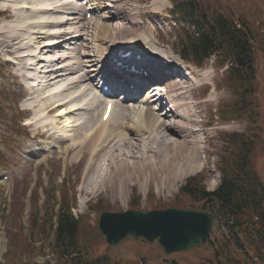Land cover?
Listing matches in <instances>:
<instances>
[{
    "label": "rangeland",
    "instance_id": "rangeland-1",
    "mask_svg": "<svg viewBox=\"0 0 264 264\" xmlns=\"http://www.w3.org/2000/svg\"><path fill=\"white\" fill-rule=\"evenodd\" d=\"M51 1L54 0H43L44 3H41L40 5H43L44 7L48 6V4ZM122 1L125 2L126 0H122ZM197 1L201 4L202 9L207 14H211L214 13L215 11L220 10L232 18H237V17L246 18L249 22L253 23L254 26H256L257 32H259L260 35L262 34L264 39V0H197ZM103 3L108 4V6H105V8L102 7V9L104 10L103 14H107L106 16L108 19L106 20V22L107 23L109 22L111 24L114 21V18L111 17L109 19V15L115 16L117 15V13H119L117 10L118 9L117 4L112 2L111 0H103ZM170 4H171V0H127V3L126 5L124 4V7L127 10V18L129 19V23L128 22L126 23H128V27H130V30L134 33H137L139 37L136 38L133 35H128L124 38L120 37L116 40H113V37L112 38L109 37L108 43L102 46L104 49L106 48L105 52L108 53L113 49L120 47V45L121 46L124 45L123 43L140 45L144 41L149 40V45L151 46V48H153V50L160 51L161 53H164L167 56L169 55L171 59L179 63V58L171 47V45L174 42V39L171 38V35L168 33L170 27L173 24L172 23L173 19H170L171 17H169V14L167 12V8L170 6ZM152 10L162 11V12L159 14L151 15L150 11ZM11 11H14L12 6L9 9V12H7V15H5L6 18L5 17L3 18L2 16V21L5 22L12 21L14 24L23 25L21 27H25L27 29L26 36H28L29 40L31 39L32 42H39V40H41L40 43H42V45H45L47 43L46 40L48 37L45 40L43 39L45 37L44 35L38 33L36 34V32L39 31L48 34V32L50 31L48 28L46 30L43 29V27L28 28L25 25L26 23H35V21L39 20V18H42V16L46 17L47 16L46 13L43 14L41 13L39 15H33L29 13L25 15V13L23 14L21 12V17L25 18L24 20L26 21L22 20V22L19 24L20 20L16 19L15 16L12 17L10 14ZM115 11H117L116 14ZM96 13L93 12V16L91 20L93 22L94 21L101 22L102 20V18L100 17L102 15L100 14L101 12L97 14ZM124 14L126 13H119L120 16ZM137 16L142 17L140 21L143 20L145 21V19L147 21H150L156 26V28L149 27L151 26L150 22H148L149 26L143 24L142 26L143 28H140V26L139 28L131 27L132 25L138 26L137 25L138 23L136 22L135 19L137 18ZM62 18H64V16ZM160 21L161 24L162 25L165 24L168 27V29L163 28L162 31L158 29L157 24L155 22L158 23ZM80 24L81 22L77 23L76 25H72V27L79 26ZM12 27L13 25L10 24V29H12ZM47 27H49L51 30L57 29L56 27H51V26H47ZM151 28H155V31L157 30V33L156 32L153 33V31H151ZM88 34L89 35H86L87 36L86 38L88 39V42H86V44L89 45L91 41L90 45L93 46L92 44L95 43V41H93L92 38L95 35V30L94 29L91 30V34L90 32ZM23 35L25 34H22L21 36ZM112 40L115 41L116 43H113ZM75 42H77L78 44L85 43L84 39L77 40ZM37 44L38 43H36V45ZM49 51L51 50L48 49L47 47L39 50L38 57H44L45 59H47L48 56L52 54V53L50 54ZM53 51L56 52V50ZM62 51L63 48L57 49V53L59 54L63 53ZM5 53L1 50L0 47V110H2V115L0 116V175L2 173L12 175L13 180L0 182V264H11L10 258H12L14 263L16 262L15 264H57L55 257L49 252L48 247H44V251L42 252L40 250L41 248H43L44 244H48L49 236L46 234H38V232L34 233L35 230H37L38 226L36 225V227H33L35 225L31 222L35 219L36 224H38L41 221L42 217H49L50 214H53L54 211H56L58 198H59V190L62 189L68 190V195L72 202L70 209L73 215L76 216L82 211H86L89 215L88 223L93 225L94 223H96L99 211L101 212L100 209L102 207H104L102 211L103 210L120 211L126 209L129 206V201L132 194L139 196L138 205L140 206L141 209L146 210L150 208H159V207H165L171 205V203L174 202L171 201L175 198L177 194V189L179 185L183 182V180L188 175L194 174L201 169H203L201 176L205 181L204 184L206 185V187L208 189L214 188L218 181V175H219L218 172L215 171V169L217 168L216 160L219 159V156L225 153L223 150L220 149L222 145L221 143L222 133L228 131L229 132L242 131L246 128V126L247 128L249 127V123L247 120L244 121L245 123H243V121H238V120L226 122V121H222L218 117L217 113H215V109H214L215 103L218 101V99L219 100L222 99L223 97L227 96L229 93H226L225 91L217 90V94L215 96L212 95V97H209L207 95L208 86L216 82V80L221 77L218 73L214 72L209 77L210 79L206 82L207 87L204 88L195 87L191 83H188V81L186 82L184 81V83H182L183 87L181 88L182 94L177 96L178 98L177 102L179 103V105H177L178 107L182 109H184L186 106L191 108L189 112L190 114H188L187 117L190 118L189 120L191 121L189 122V124H187L186 121L182 123L180 121V118L178 119V117L175 118V121L179 125L180 124L181 125L183 124L185 126L190 125L192 130L191 129L182 130L177 128H175L176 130H174L171 128L172 130L167 129L168 130L167 131L165 129L166 131L162 132V135L166 137V139L163 136H159L160 134H156V136L154 134L155 137H153L152 141H147L145 139V136L143 141V144H146L147 148L149 146L148 150H146V154H147L146 156H149L150 158L158 157L156 155L154 156V153L162 152L164 155L165 151L166 153L167 152L169 153L172 150L180 152V154L184 152H192L193 154L194 153L196 154L197 150L194 149L197 148L199 150H198V154H196L197 155L196 162H198V165H196V167L194 166L191 169H186L184 166L179 167V164L182 165V163H178L180 162L181 157L171 158L165 154L164 157L166 156L165 158H167V161L168 160L171 161L174 168L172 167V168L164 169L163 171L162 170L160 171L159 169H157L156 171L152 170L149 173L148 181L147 179H145V176L143 174V176L139 178L135 177L131 181H128L126 184L123 185L125 186V188H121V189H118L120 187L119 186L120 184L119 181H116L118 187H116V189L114 190V189H110L109 185H111V183H109L106 179L105 182H103L102 180L103 178L100 177V179H98L99 177H97L95 181L94 178L95 176L93 174L94 167L91 168L88 172H83V165L85 170V164H83V162L87 160L88 158L87 154L84 155L83 153L84 158L82 157V159L79 162L76 161L77 160L76 158H74V154H73L74 152H73L72 155H69L71 161H70L68 173H66V178L61 180L62 176L60 175V170L61 168H63V161L61 160L62 153H60L59 150H57L56 148L58 146V143H56L52 139H51L52 141L46 140L44 136L43 138L37 136L39 132L38 126L40 125L41 127L43 125V122H41L39 118L45 117L42 107L48 105L51 101L54 100L59 99V101H69V99L71 98L75 99V97H77V99L72 101L74 104L71 102V105H69V107L70 106L72 107L71 109L73 112L70 114V116L69 114H67L69 117H71L70 121H74L72 124L73 125L76 124L77 126L79 124L78 119L79 117H81V115H82V119L85 118L87 121L90 120V116L87 115L90 114V112L87 113L86 111H83V109L78 111L74 110V107L77 106L76 104H78V102H80L81 99L86 96L87 90H84L82 88L83 87L82 84H77L74 86H70L68 88L65 87L64 84L66 85L68 80L76 78L75 74H71L68 76L59 77L58 79H56V81L54 80L55 82L54 81L53 82L56 84L52 82L53 85L49 84L46 86H41V88L38 86L37 90H35V92L32 95L33 100L26 101L27 99L26 97L31 95L30 93L25 92L26 90L24 88L22 89L20 87L19 81L16 80V77L11 76L9 68L5 66L4 64L5 61L2 59L7 54ZM66 54L68 55V52ZM73 54L74 53L72 52L71 55ZM53 56L54 54H52V57ZM44 58H42L41 60L44 61ZM256 61H257V67H256V82H255V99H254V107L256 113L255 122L257 123V126H260L262 131L261 129H259V131L257 132V128L253 127L254 134L261 133V136L259 135L260 138H258V140L255 143V147H254L255 150H253L252 153V157H253L252 163L254 165V169L258 177L260 178V180L264 185V53H262L261 49L257 52ZM40 65L43 66L44 63L40 62ZM205 70L206 68L203 70V72ZM192 73H196V70L194 68H192ZM41 75L42 74L39 71H37L35 74V76L39 77L40 79H41ZM199 81L200 84L204 83L203 80H199ZM176 86L178 85L175 82L174 87ZM183 91L185 92L183 93ZM39 98L42 99L39 100ZM34 99L35 100L37 99L38 101H35ZM30 104L36 105L35 108L30 110L31 113H26L19 109V107L24 108L29 106ZM55 113L56 112H53L51 114L49 113L50 115L47 114L48 119L47 120L45 119L46 121H49L48 122L50 123L49 125L52 124L51 128L53 127H57V129L60 128L59 130L60 131L61 129L64 130L65 134L68 135L69 137L73 136L74 127L70 125L63 126L65 124L64 123L65 117L64 118L63 116L55 117L54 116ZM92 113L93 114H91V116L93 117L94 120L97 113L96 114H94V112ZM79 114L81 115L79 116ZM117 114L119 116L116 114L114 116V120L116 121V123L119 120H121L120 113ZM24 117L27 118L29 117V120H31L32 123L31 124L28 123V120H25ZM34 117L38 119H34ZM53 117L54 119H52ZM165 120L169 122V119H165ZM181 131L186 133L188 136V139L185 141V143L183 142L184 144L175 145L169 142L172 137H175L174 135H176ZM27 134L28 135L36 134L37 137L35 143H37V145H35V147L36 148L40 147V151H39L40 153L38 154L42 155L43 153H49L52 151L51 152L52 157L47 159H42V157L38 156V154L36 156L26 155L25 154L26 149L21 144L27 142V138H26ZM131 138L133 137L131 136ZM133 141L135 140L133 139ZM138 143L140 144V142H137V145L135 146L136 149H134L135 147H129L127 149L125 147H121V149L124 150L127 154H129L130 152L133 154V155L131 154L132 155L131 158L125 157L124 155L121 156H124L127 160L140 158V153L142 156L144 152L143 150L144 145L143 144L139 145ZM137 146H139L140 149ZM165 146L167 147V150ZM109 151L110 150L107 149L103 152V154L106 155L108 154ZM7 152L14 154L17 159V162L15 160L14 161L11 160L8 157ZM109 160H113V158L111 157L108 158V164L111 162ZM213 161L215 163L214 165H213ZM31 162L32 163L41 162L38 164L39 165L37 169L38 179L36 182H33V180H31V175H30V171L32 170V168H30ZM174 165L177 167L175 168ZM82 172L84 177L81 180L82 181L81 182L79 176L80 174H82ZM174 172H177L178 176ZM114 173L115 171H113V174ZM179 177L181 178V180L175 183L174 181ZM87 183L88 184L94 183V185L91 186L90 184L88 185ZM35 192L37 197L34 196ZM176 199L184 202L187 201V199L182 196ZM33 200L34 203L37 200V207L36 205L33 206L30 213H28L29 203L30 201L33 202ZM101 201L103 202L102 204L100 203ZM28 215L29 218L27 220ZM45 225L49 226V219H47ZM87 236L89 238L92 237V240L96 242V247H97L96 252L98 251V254L99 253L102 254L104 253V251H106L110 254H113V256L126 257L131 259L132 261H137L140 259L141 256L145 257L147 255V248H146L147 245H153V246L157 245L155 241L152 243H146L143 239L140 238H135V240L128 238L126 240L119 242L115 247H111V248L108 247L105 249L102 240H99L98 237H94L93 234H91L90 232H88ZM201 251L202 249H197V248L191 249L183 254H178L177 256L173 257V260L172 257H169V255L166 254H160V255L162 260L169 264H177V263L183 264V262L184 264H189L188 262H185L186 259L193 260L195 264H204L202 258L200 259V256L204 254V252ZM94 254L96 255L95 252ZM156 254L157 253L151 251V255L148 258H146L144 264H148L147 262L149 263L152 262L151 259Z\"/></svg>",
    "mask_w": 264,
    "mask_h": 264
},
{
    "label": "trees",
    "instance_id": "trees-1",
    "mask_svg": "<svg viewBox=\"0 0 264 264\" xmlns=\"http://www.w3.org/2000/svg\"><path fill=\"white\" fill-rule=\"evenodd\" d=\"M186 3L181 15L193 22L195 33L182 31L180 55L202 65L205 57L214 53L219 65L231 63L229 83L236 92L233 113L255 121L251 94L256 57L253 44L258 38L254 25L245 18L235 23L220 12L207 14L194 0ZM225 137L228 144L217 162L219 185L206 191L197 174L188 178L180 191L225 223L226 234L211 241L212 264H264V187L252 163L254 142L245 134L227 133ZM46 221L40 233H46ZM49 232L50 248L60 264H137L126 258L98 255L96 242L87 236L90 232L102 240L96 226L89 224L86 216L74 218L67 200L56 211L55 225Z\"/></svg>",
    "mask_w": 264,
    "mask_h": 264
},
{
    "label": "bare ground",
    "instance_id": "bare-ground-1",
    "mask_svg": "<svg viewBox=\"0 0 264 264\" xmlns=\"http://www.w3.org/2000/svg\"><path fill=\"white\" fill-rule=\"evenodd\" d=\"M61 1L62 0L51 1L48 4V6L44 7L43 5H40L41 3H44L43 0H37V1H35V0H0V7H6L7 3H11L10 5L13 7V10L15 11L14 16L16 17V19L20 20V22H19V24H20L22 22V20L25 19V18L21 17V12L23 14L25 13V15H27L29 13L33 14V15H39V14L44 13V12H47V14H49L47 9H50L51 7H54L53 9L61 8V10H64V9H66V6L63 4H61L57 7V5L59 3H61ZM111 1L117 4V7H118L117 10L119 13H126V14H124L122 16H120L119 13H117V16L109 15V19L111 17L114 18V21L111 24L109 22L108 23L106 22V20L108 18L105 14H102L101 15L102 16L101 22H97V21L93 22L87 28H85L84 24L80 25V27H78V29H73L72 27H69L71 30V34H72L71 37H66V34L68 33L67 31H59V30L53 31L56 33L51 34V36L55 37L57 40L52 39V40L48 41L45 45H41V46L42 47L48 46V49L51 50V51H49L50 54L52 53V54H54V56L52 57V54H51L50 56H48V58L50 57L49 59L48 58L45 59L43 57L44 61L40 60L39 62H37L33 58L34 56L32 58L27 59L28 62H30V64H32L33 67L35 68L34 70L28 72V74L31 76H35L37 71H39L42 74L41 79L39 77L35 76V80H36V78L39 79L37 86H39L40 84H42L44 86L49 85V84L53 85L52 82L54 80L56 81V79H58L59 77L75 74L76 78L68 80L67 84L66 85L64 84V86L68 88L70 86L82 84V85H87L89 88V87L93 86V83H92L91 78L87 75L86 72L87 71L89 72V70L90 71L95 70L94 68L89 69L88 67L93 66L91 64L94 62L93 57L95 55L105 51L106 48L104 49L102 46L105 45L106 43H108V40H109L108 38L113 37V40H116L120 37L124 38L128 35H133L136 38L139 37L137 35V33L132 32L130 30V27H128L129 19L127 18V10L124 7V4L126 5L127 0L125 2H123L122 0H111ZM101 2H103V0H93V2H92L93 4H91V9H93V11L98 9L99 6L101 5ZM54 3H56L55 6H54ZM74 9H75V13H74L75 17H73V19H75V18L78 19L79 7H75ZM50 12H52V11H50ZM116 12L117 11H115V13ZM68 14H69V12H68ZM63 15H64V17L66 16L65 23H68V21H69L68 19H70L71 16H67L66 14H63ZM119 17H120V19H119ZM103 19H105V20H103ZM135 19L137 22V18H135ZM27 20H29V19H27ZM81 20H82V18H79V21L74 22V23H78ZM24 21H26V20H24ZM126 22H128V23H126ZM60 23H62V20H58L57 22H54L52 20L46 19V20L37 21L35 23H26L25 25L28 28H32V27H34V28L35 27H37V28L43 27L44 28L47 26L59 28ZM72 23H70V24L72 25ZM10 24L13 25L12 29H10ZM21 26H23V25L14 24L12 21H10V22L1 21V24H0V47L9 45L7 48H9L10 50L17 47V46H15L16 45L15 41L19 40L20 37L26 36V32H27V29L25 27H21ZM131 27L139 28V25L138 26L132 25ZM22 28H25V29H23L24 31H22ZM85 29H86V31H85ZM93 29L95 30V35L92 38V40L95 41V43L92 44L93 46L90 45L91 44V41H90L89 45L85 44V43H81L78 47H75V48L74 47L73 48L68 47V49L70 48V50L72 49V51L69 52L70 55L68 58L66 57L67 58L66 60H63L65 57V55L63 54L64 52L61 54L57 53L58 47H61V46H59L60 45V43H59L60 39L65 38V40H70V39L72 40L74 38H79L81 36H84V39H85L86 35H89L88 34L89 32L91 34V30H93ZM85 32H87V33H85ZM37 33L42 34L45 37L48 35L47 33H42L39 31H37L36 34ZM22 34H25V35L21 36ZM42 35H40V36H42ZM26 37H28V36H26ZM21 39H23V38H21ZM47 39L49 40L51 38L48 37ZM86 41L88 42V40H86ZM36 43H38V42H32L30 39L29 40V46L31 48H29L27 46L26 50L21 51L20 53L34 52L36 50L34 53H36V55H37L38 54V45H36ZM113 43H116V42L113 41ZM88 48L90 49L91 52H88L89 51ZM115 49H117V48H115ZM6 50H8V49H6ZM53 50H56V52H54ZM15 51H17V50L15 49ZM72 52L74 53L73 55H71ZM73 59L75 60V62ZM18 62H21V61H18ZM40 62L44 63V65L41 66ZM177 80H183V76L182 77L179 76L177 78ZM130 82H132V81H130ZM169 82H171V81H169ZM61 83H63V82H61ZM54 84H56V83H54ZM169 86H170V83H169ZM157 88L158 87H156V89ZM93 92H94V90H92L90 88L86 92V96L81 99V100H84V99L87 100L85 106H82V104H81L80 107H78V106L74 107L75 111L83 109V111H86L87 113L90 112V114H87L88 116H90L89 121H87L85 118H84L85 120L82 119V115L79 114V116L81 115V117H79V119H78L79 124L77 126H76V124H74V125L72 124L74 121H70L71 117H69L70 114L73 112L71 109L72 107L71 106L69 107V105H71V102L74 101L75 99H77V97H75V99L71 98V99H69V101H59V99L54 100V101H51L48 105L43 106L42 108L46 109L45 110L46 113L48 112L49 109L56 110V113L54 115L55 117H58V116H63V118L65 117V120H64L65 124L63 126L70 125V126L74 127L73 128V131H74L73 134L74 135L72 134L73 136H70L71 137L70 139L72 140V144L70 146L69 151L74 152L73 154H74V158L77 159V160L75 159L76 161H80L82 159L83 153H84V155L87 154L88 158L86 157L87 160H85V162L87 163V164H85V171L88 172L91 168L94 167V171L93 170L92 171L94 172L93 174L95 176L94 177L95 181H96L97 177H99L98 179H100V177L103 178L102 179L103 182H105V179H106L109 183H111V185H109L110 189H114V190L116 189V187H118L117 186L118 184L116 181H119V184H120L119 185L120 187L118 189L125 188V186H123L124 184H126L128 181H131L135 177L139 178V177L143 176V174L145 176V179H147V181H148V176H149L150 171H152V170L156 171L157 169H159L160 171L161 170L163 171L164 169H168V168L173 167L171 161L170 160L167 161V158H165L166 156L164 157L165 154L171 158L172 157H174V158H180L181 157L180 162H178V163H182V165L179 164V167L184 166L186 169H191L194 166L196 167V165H198V162H196L197 161V155L196 154H198V153L193 154L192 152H184V153L180 154V152L172 150L169 153L167 152L168 154L165 151L164 155L162 152L154 153V156L156 155L158 157H151L150 158L149 156H146L147 155L146 150H148L149 146L147 148V145L143 144L144 136H145V139L147 141H152L153 137H155L156 134H160L159 136H163L162 132L166 131L167 129L169 130L171 128L173 129V128L177 127V129H183L184 130V129L188 128V129L192 130L190 125L185 126L183 124L182 125L180 124L178 126V124L174 121L170 120L169 122H167L165 119H162L161 118L162 115L153 116V115L149 114L147 111L138 112V110H137V112H138L137 113V119L131 125L132 126V132H127L126 130L122 129V125L126 124L127 122H130L131 118L128 114H125V116H123L122 119L119 120L117 123L115 120L112 121L113 115L116 111V104H114L113 109L111 111V116H110L109 120L107 121V123L101 128H98L97 126H92L93 117L91 116V114H93L92 112L102 103L101 98H97V99L93 98L94 97ZM38 96H40V95H38ZM40 99H42V98H39V100ZM35 101H38V100L36 99ZM176 105H179V103L177 102ZM35 107H36V105L33 104L32 108H35ZM184 107H185V105H184ZM173 109H176V108H173ZM177 109L179 110L177 116H179L180 121L182 123L186 121L187 124H189V122L191 120H189L190 118H187V117H188V114H190L189 112H190L191 108L186 106L184 109H182L180 107H177ZM101 111H102V108H101ZM68 112H70V113H68ZM67 113L69 114V116L67 115ZM180 114H181V116H180ZM91 117H92V119H91ZM42 119L47 120L48 117H44ZM52 119H54V117ZM125 119H128L127 122ZM72 120H73V118H72ZM31 122H32L31 120L28 121V123H31ZM43 124H45V122H43ZM161 125H162V127H161ZM45 126H46V124L44 126L42 125L41 130L47 132L48 128H46ZM188 131H190V130H188ZM62 132H64V130H62ZM154 134H155V136H154ZM131 136L133 138H131ZM174 136H177V137L172 138L171 142L176 143L175 145L184 144L185 141L188 139L187 134L182 132V131L177 133ZM148 137H149V140H148ZM164 138L166 139V137H164ZM133 139L135 141H133ZM137 142H140V144H143L145 147V148L143 147V150H144L143 155L141 156V153H140V158L127 160L125 157L131 158L133 154L131 152L129 153L130 155L127 154L124 150L121 149V147H125L126 149L129 147H135L137 145ZM154 143H156V142H154ZM137 147L139 148V146H137ZM138 148H137V150H138ZM107 149H109L110 151L108 152V154L104 155L103 152ZM134 149H136V147ZM34 150H36V149H34ZM166 150H167V147H166ZM194 150H196V149H194ZM197 150H199V149H197ZM105 153H107V152H105ZM71 155H72V153H71ZM121 155H124L125 157L121 156ZM180 155H182V156H180ZM109 157L113 158V160H109L111 162L108 164V158ZM176 167L177 166H175V168ZM179 170H176V171H179ZM181 170H184V169H181ZM113 171H115L114 174H113ZM174 173H176L178 176L177 172H174ZM164 181H165V179H164ZM0 182H2V181H0ZM90 185L92 186V185H94V183L90 184ZM86 192H88V191H86Z\"/></svg>",
    "mask_w": 264,
    "mask_h": 264
},
{
    "label": "water",
    "instance_id": "water-1",
    "mask_svg": "<svg viewBox=\"0 0 264 264\" xmlns=\"http://www.w3.org/2000/svg\"><path fill=\"white\" fill-rule=\"evenodd\" d=\"M213 219L207 212L178 208L101 212L97 228L111 246L127 236H143L148 241L157 238L169 253L205 243Z\"/></svg>",
    "mask_w": 264,
    "mask_h": 264
},
{
    "label": "snow or ice",
    "instance_id": "snow-or-ice-1",
    "mask_svg": "<svg viewBox=\"0 0 264 264\" xmlns=\"http://www.w3.org/2000/svg\"><path fill=\"white\" fill-rule=\"evenodd\" d=\"M110 107V106H109Z\"/></svg>",
    "mask_w": 264,
    "mask_h": 264
}]
</instances>
